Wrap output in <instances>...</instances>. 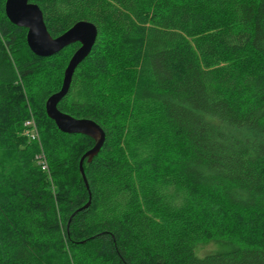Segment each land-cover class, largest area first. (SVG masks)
I'll list each match as a JSON object with an SVG mask.
<instances>
[{
	"label": "trees",
	"instance_id": "16d2710c",
	"mask_svg": "<svg viewBox=\"0 0 264 264\" xmlns=\"http://www.w3.org/2000/svg\"><path fill=\"white\" fill-rule=\"evenodd\" d=\"M4 1L0 264H264V0H28L97 31L56 105L103 132L87 188L94 141L44 112L78 44L34 56Z\"/></svg>",
	"mask_w": 264,
	"mask_h": 264
},
{
	"label": "water",
	"instance_id": "95a60500",
	"mask_svg": "<svg viewBox=\"0 0 264 264\" xmlns=\"http://www.w3.org/2000/svg\"><path fill=\"white\" fill-rule=\"evenodd\" d=\"M3 12L10 24L25 29L26 47L36 57H50L70 44H78L63 70L59 90L45 100L44 112L61 133L83 135L94 141L92 148L80 157L78 163L79 174L85 188H87L82 171V162L86 160L89 163L96 155L104 140L103 132L92 121L74 119L61 113L57 110L56 105L66 94L75 67L90 52L97 34L96 28L89 22L78 21L59 36L52 38L45 29L38 7L29 3L28 0H5Z\"/></svg>",
	"mask_w": 264,
	"mask_h": 264
},
{
	"label": "rangeland",
	"instance_id": "374dc122",
	"mask_svg": "<svg viewBox=\"0 0 264 264\" xmlns=\"http://www.w3.org/2000/svg\"><path fill=\"white\" fill-rule=\"evenodd\" d=\"M226 241V240H225ZM238 245L237 242H224L223 240L201 242L196 245L195 255L201 256L209 252H217L222 250H227L232 247V245Z\"/></svg>",
	"mask_w": 264,
	"mask_h": 264
},
{
	"label": "built area",
	"instance_id": "2783aa9c",
	"mask_svg": "<svg viewBox=\"0 0 264 264\" xmlns=\"http://www.w3.org/2000/svg\"><path fill=\"white\" fill-rule=\"evenodd\" d=\"M23 127H24L23 135H25L30 140H35L36 142H38L36 127L31 118L24 121ZM36 159H37V165L41 170L44 171L46 169V165L42 153L37 155Z\"/></svg>",
	"mask_w": 264,
	"mask_h": 264
}]
</instances>
